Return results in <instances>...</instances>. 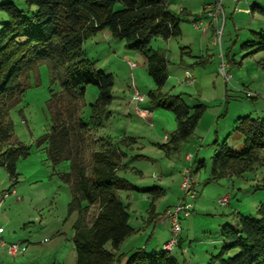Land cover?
<instances>
[{"label":"rangeland","instance_id":"374dc122","mask_svg":"<svg viewBox=\"0 0 264 264\" xmlns=\"http://www.w3.org/2000/svg\"><path fill=\"white\" fill-rule=\"evenodd\" d=\"M6 1L0 0V5ZM11 1L25 14L36 10L35 5L29 6L25 0ZM176 1H194L191 2L196 9L194 13L201 12L200 16L206 10L202 0ZM213 1L208 0L207 3ZM222 3L225 19L223 24V21L212 24L214 33L208 39L210 52L205 63L208 65L207 73L202 65L196 64L193 56L184 52L185 43L195 30H199L194 26V20L192 23L187 16L183 15L185 19L182 20L184 35L174 37L171 50L163 37H156L151 42L153 49L165 50L170 60V76L162 88L163 92L182 94L191 107L200 103L207 106L193 133L176 146L165 145L170 139L166 136L175 130L177 120L170 109L154 106L149 92L156 88V84L143 62V53L126 47L124 40L115 39L109 28L84 41L88 61L96 69L111 73L114 78L113 99L107 107L109 113L108 116L102 115L104 125L93 124L91 127L94 148L107 147L111 142L119 145L127 153L124 158L127 167L120 169L119 175L134 186L133 189L117 191L129 205V223L136 229L123 242L122 251L145 246L151 252L153 247L157 248L155 245H163L166 240L161 241L158 237L154 245L147 243L155 229L154 221L149 222L152 194L148 190L154 185L166 188V194L155 201L157 214L165 213L168 205H175L185 197L182 180L187 168L192 169L196 180V197L191 199L187 196L186 199L193 202L194 210L188 216H181L183 249L186 248L184 252L188 256L186 264H208L223 246V226L239 227V213L258 216V206L264 201V162L255 164L242 175L208 181L213 157L224 141L237 150L245 147L244 137L237 127L238 118L246 115L264 118V52L247 54L248 51L242 48L253 30L264 29V0L253 9L254 16L249 12L245 17L239 14L234 18V6L238 9L242 4H231L229 8L225 6V0ZM115 8H122L119 0H116ZM7 20L8 13L0 6V27ZM219 27L222 28L221 44L215 40V31ZM190 45L195 51L196 44ZM221 49L224 56L229 49V56L225 59L232 75L230 83L220 72ZM130 61L137 65L131 68ZM186 68L198 71L195 85L184 82ZM28 81L29 86L21 101L10 110L14 139L31 146V153L17 162L19 175L14 184L0 159V214L6 220H2L4 232L0 239L3 237L7 243L20 244L23 252L14 256L0 248V264H76L73 224L78 214L68 211L71 188L61 178V173L69 170V160L54 166L47 157L45 145L38 147L35 144L37 138L50 129L52 115L48 101L62 87L58 80L52 81L46 61L38 63L36 69L30 71ZM133 86L145 97L139 106L150 110L147 117L140 116L134 107L128 109L126 106V101L132 99ZM98 94L96 85L86 86L80 109V115L86 121L91 120V104ZM125 137H133L135 141L124 143L121 140ZM190 152L194 155L192 160L186 159ZM199 161L203 162L200 167ZM225 195L230 196V202L221 206L218 199ZM96 211V206L90 208L89 221ZM177 249L179 244L174 251Z\"/></svg>","mask_w":264,"mask_h":264},{"label":"trees","instance_id":"16d2710c","mask_svg":"<svg viewBox=\"0 0 264 264\" xmlns=\"http://www.w3.org/2000/svg\"><path fill=\"white\" fill-rule=\"evenodd\" d=\"M25 1L36 6L35 12L25 14L11 0L0 5L8 13L7 22L0 27V159L12 184L19 175L17 162L31 153V146L14 139L10 110L21 101L29 86L30 71L46 61L52 81L58 80L62 88L48 101L52 115L50 129L35 144L45 145L54 166L69 160V170L62 172L61 178L71 188L68 211L78 214L73 224L76 264H186L177 259L174 249L166 250L163 245L151 252L145 246L128 253L116 252L136 231L129 223V205L117 191L134 186L119 175V170L125 167L119 145L94 148L91 126L102 125V115L108 116L114 78L88 61L83 44L88 37L109 28L115 39L124 40L126 47L143 53L156 84L149 92L154 106L170 109L176 116L177 126L165 144L176 146L193 133L207 106L200 103L191 107L182 94L163 92L170 60L165 50L153 49L151 42L156 37L180 36L181 21L187 13H175L169 8V0H119L120 9L115 8L116 0ZM255 6L252 5V10ZM242 48L247 54L264 52V29L253 30ZM206 60L207 57H200L196 64L203 65ZM89 84L96 85L99 94L91 104V120L86 121L80 109ZM237 127L245 147L237 150L224 141L213 157L208 181L242 175L264 162V118L239 117ZM121 141L129 144L135 138L125 137ZM198 163L200 167L203 162ZM148 191L152 194L149 222H153L158 216L155 201L164 189L154 185ZM92 206L97 211L89 221ZM237 219L238 228L223 226V246L208 264H264V201L258 206V216L239 213Z\"/></svg>","mask_w":264,"mask_h":264},{"label":"built area","instance_id":"2783aa9c","mask_svg":"<svg viewBox=\"0 0 264 264\" xmlns=\"http://www.w3.org/2000/svg\"><path fill=\"white\" fill-rule=\"evenodd\" d=\"M208 18V20H207ZM222 19V20H221ZM225 19V10L223 7L222 0H214L212 3H209L206 5V10L204 12L203 16L197 17L194 20V26L197 29L205 30L208 29L212 24L220 23V21H223L224 23ZM215 40L219 41L221 44V37H222V28H217L215 31ZM221 63H220V72L225 78V81L228 83L231 82L232 75L229 72V65L228 62L225 59V56L223 52L221 51ZM131 68L135 67L137 64L135 62H129ZM185 82L189 85H193L196 83L197 78L195 77L192 70L187 69L185 71ZM145 97L140 92V90L133 86V95L132 100L134 102V109L137 111V113L142 117H147L150 114V110L148 108L140 107L139 102L144 101ZM167 138V136H166ZM182 189L185 192L184 199L180 200L175 205L169 206L165 210V217L169 220L170 223V232L171 235L169 239H167L163 243V247L166 250L172 251L176 245L179 243V238L182 231L181 226V216L182 215H188L192 212L193 209V202L190 200H187V196H189L191 199H194L196 197V188L192 179V176L190 174V169H186L183 173V180H182ZM230 196L225 195L218 199V202L221 204V206L229 204ZM3 232V226L0 223V234ZM0 248L5 249L8 254L10 255H19L23 252V248L18 243H7L4 241V239H0Z\"/></svg>","mask_w":264,"mask_h":264},{"label":"crops","instance_id":"0c3cea01","mask_svg":"<svg viewBox=\"0 0 264 264\" xmlns=\"http://www.w3.org/2000/svg\"><path fill=\"white\" fill-rule=\"evenodd\" d=\"M191 2H194V1H191ZM191 2H188V3H183V2H179V3H177V1L176 0H169V8L171 9V10H173L175 13H180L181 11H183V12H185V13H187V15H185V16H187L188 18H189V20H191L192 21V23H193V20H195L197 17H199L201 14V12L200 13H194V12H196V9H194V6H193V4H191ZM208 2V0H202V3L201 4H203V6L204 5H207V4H209V3H207ZM239 2L242 4V5H240L239 4ZM245 2V3H244ZM206 3V4H205ZM236 3H238L239 4V7H238V9H236V5L234 6V8H233V12H232V17L234 18L235 16H237V15H239V14H243L244 16L243 17H245V15L247 14V13H249V12H251L252 13V16H254L253 15V10H252V5H261V3H262V0H252L251 2H250V0H225V6H228L229 8L231 7V4H232V6L234 5V4H236ZM244 3V4H243ZM183 19H185V18H182V20ZM181 30H182V33H181V35L180 36H178V37H181V36H183L184 35V28H183V26H182V21H181ZM111 33V32H110ZM213 33H214V30H213V25L212 26H210L208 29H205V30H201V29H199L198 31L197 30H195V33L194 34H192L193 36H192V38L191 39H188L189 41H187L186 43H185V45L183 46V48H186L185 49V51L184 52H186L189 56H193L194 57V59L197 61L200 57H206V56H209V48H208V39L210 38V36H213ZM183 34V35H182ZM106 35H108V34H106ZM174 39V37H172V38H168V39H166V41H167V43H168V47H169V49L171 50V47H172V40ZM191 43H195L196 44V50L195 51H193V49H192V47H191ZM223 49V48H222ZM222 49H221V51H222ZM229 50V49H228ZM228 50H227V57L229 56V52H228ZM204 52H206V55H204ZM218 58H220V56H219V54H218V56H217ZM225 57H226V54H225ZM222 59V58H221ZM194 60V61H195ZM143 62H144V64L145 65H147L146 64V58H145V56L143 55ZM203 66V70H204V72L205 73H207L208 72V65L207 64H203L202 65ZM185 70H187V68L185 69ZM191 70V69H190ZM192 72L194 73V75H195V77H196V73L198 72L196 69L193 71L192 70ZM185 75V74H184ZM169 76H170V74H169ZM197 78V77H196ZM184 82H185V80H184ZM197 82V81H196ZM186 83V82H185ZM196 84V83H195ZM195 84H193V85H195ZM226 86H227V84H226ZM184 97V96H183ZM185 99V98H184ZM186 101V100H185ZM187 102V101H186ZM126 106H127V108L129 109V107H134V102H133V100L131 99V100H128V101H126ZM104 125V121H103V123H102V125H100V126H103ZM92 127V126H91ZM195 130V129H194ZM170 137V135H168L167 136V138L166 139H168ZM98 138V137H97ZM96 138V139H97ZM108 139V138H107ZM108 140H110V138L108 139ZM111 144H112V142H111ZM114 146V145H113ZM116 147H117V145H115ZM121 149V148H120ZM121 151L124 153V156H123V164H124V166L125 167H127V164L124 162V158H125V156L127 155V153L125 152V151H123L122 149H121ZM194 158V155H193V153H187L186 154V159H189V160H192ZM124 167V168H125ZM18 168V167H17ZM123 168V169H124ZM191 176H192V179H193V182H194V185L196 184V180H195V178H194V176H193V174H191ZM160 187H162L163 189H164V193H163V195L161 196V197H163L165 194H166V188L164 187V186H162V185H159ZM161 197H159V198H161ZM159 199H157L156 200V202L158 201ZM230 202V201H229ZM125 203V202H124ZM175 203V202H174ZM170 205H172V203L170 204ZM170 205H168L166 208H168ZM165 210V209H164ZM193 210H194V205H193ZM129 211V210H128ZM155 211H156V213L158 212L157 211V205L155 204ZM188 215H190V214H188ZM187 215V216H188ZM2 220L4 221V222H6V220H5V218H4V216L2 215V214H0V223H1V225L3 226V224H2ZM130 220V219H129ZM154 224H155V229H154V231H153V234L154 235H152L151 237H150V239H148L147 240V243L149 242V244L150 245H154L155 244V240H156V237H158L161 241L163 240V241H165V240H167V238L169 237V234H170V223H169V220L165 217V215H164V211H163V213L162 214H158V217L155 219V221H154ZM3 232H4V229H3ZM2 232V233H3ZM128 238V237H127ZM126 238V239H127ZM2 239H3V237H2ZM125 239V240H126ZM124 240V241H125ZM123 241V242H124ZM123 242H122V244H123ZM122 244L120 245V247H119V249L116 251L117 253H122V252H126V253H128L129 251H122L121 250V247H122ZM155 246H157V248H154L153 247V249L152 250H160L161 249V246L160 245H155ZM184 246H185V244L183 243V237H182V235H180V242H179V249H177L176 250V252L173 250V254L177 257V259L179 260V261H181L182 262V260H184L185 261V263L187 262V260H188V256H187V254L184 252V250H186V248L185 249H183L184 248ZM133 250V249H132ZM126 259V257H124L123 259H122V261H124Z\"/></svg>","mask_w":264,"mask_h":264}]
</instances>
